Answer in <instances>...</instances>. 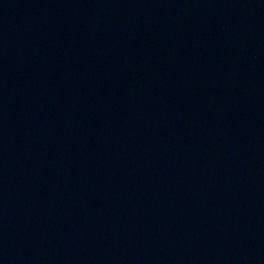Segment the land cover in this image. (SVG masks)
I'll use <instances>...</instances> for the list:
<instances>
[{"label":"water","instance_id":"obj_1","mask_svg":"<svg viewBox=\"0 0 264 264\" xmlns=\"http://www.w3.org/2000/svg\"><path fill=\"white\" fill-rule=\"evenodd\" d=\"M0 264H264V0H0Z\"/></svg>","mask_w":264,"mask_h":264}]
</instances>
